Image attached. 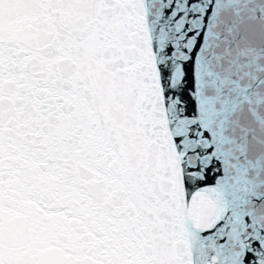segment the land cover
<instances>
[{
	"label": "snow or ice",
	"instance_id": "6c2138e0",
	"mask_svg": "<svg viewBox=\"0 0 264 264\" xmlns=\"http://www.w3.org/2000/svg\"><path fill=\"white\" fill-rule=\"evenodd\" d=\"M0 264H264V0H0Z\"/></svg>",
	"mask_w": 264,
	"mask_h": 264
}]
</instances>
